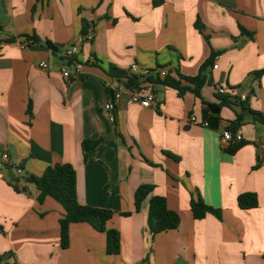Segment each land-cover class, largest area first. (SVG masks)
<instances>
[{
	"label": "crops",
	"instance_id": "crops-1",
	"mask_svg": "<svg viewBox=\"0 0 264 264\" xmlns=\"http://www.w3.org/2000/svg\"><path fill=\"white\" fill-rule=\"evenodd\" d=\"M88 34L74 57L78 77L64 79V51ZM212 54L199 97L153 76L138 79L151 106L126 104L131 64L165 69L183 87ZM217 87L234 92L231 104ZM119 88L111 121L103 105ZM254 114L264 117V0H0V155L22 169L0 170V264H264V124ZM237 116L242 145L228 153L239 143L221 135ZM98 139L85 160L81 142ZM55 164L73 166L80 205L112 212L118 254L107 255L105 234L86 223L71 224L60 247L64 210L38 202L33 181ZM140 185L153 190L136 212ZM244 193L256 208L238 207ZM153 195L178 214L175 230L150 234ZM192 196L221 219L194 220Z\"/></svg>",
	"mask_w": 264,
	"mask_h": 264
},
{
	"label": "trees",
	"instance_id": "trees-1",
	"mask_svg": "<svg viewBox=\"0 0 264 264\" xmlns=\"http://www.w3.org/2000/svg\"><path fill=\"white\" fill-rule=\"evenodd\" d=\"M198 26V22H196ZM33 43H37L38 39L32 38ZM46 46L56 53L57 49L49 41ZM214 54L206 60L198 74L193 77H181L187 85L181 86L180 80H175L166 76L162 79L157 77L156 83L165 87L177 90L180 94L183 91H189L195 96H200V90L206 82V69L211 65ZM154 80L147 78L143 83L150 84ZM130 88L138 89L141 83L138 82L137 77L128 79ZM142 89L147 90L145 87ZM148 91V90H147ZM222 105L231 104L228 97L220 96ZM255 119L264 124V117L260 114H254ZM240 116L228 127V130L235 131L240 124ZM102 139L98 140H83L81 142V149L83 157L86 160L88 151L94 149ZM242 143L233 144L228 147V153H234ZM36 189L39 191L37 201L41 202L44 198L49 197L56 201L64 210L62 217L59 219V238L60 247L66 249L69 243L68 230L71 224L86 223L90 225L95 231L104 233L106 238L105 252L107 255H116L120 251L119 233L115 229L106 228L107 222L112 218L113 214L110 210L93 208L89 206L80 205L76 198V174L72 165L70 164H55L44 169L42 175L33 179ZM153 187L151 185H140L134 193V208L138 212L141 208L142 202L148 198L152 193ZM237 205L240 209L249 210L254 209L258 205L256 195L251 193H244L237 197ZM189 208L194 220H201L206 215H212L216 219H221L219 209L212 208L206 205L200 196L191 197L189 201ZM128 216V213L122 214ZM180 223L179 216L176 212L169 210L166 201L160 196H151L148 201L147 212V227L151 235L160 234L163 232L175 230Z\"/></svg>",
	"mask_w": 264,
	"mask_h": 264
},
{
	"label": "built area",
	"instance_id": "built-area-1",
	"mask_svg": "<svg viewBox=\"0 0 264 264\" xmlns=\"http://www.w3.org/2000/svg\"><path fill=\"white\" fill-rule=\"evenodd\" d=\"M91 34H88L86 36H78L76 37L71 44L66 48V50L63 53L64 58L68 61V65L62 66L60 68V73L64 79H71L72 77L77 78L78 74L80 73V64L75 60V55L78 53V49L82 46V44L85 41H89L91 39ZM38 66L41 69H46L47 64L44 62H40ZM69 66V67H68ZM217 66L214 65L213 68H216ZM73 69L74 75H72ZM128 74L131 77H137L138 79H147V78H152L153 76L159 77V78H164L168 76V71L165 69H149L145 66H140L136 63H133L129 66L128 68ZM143 87H139L138 89L136 88H130L129 91L127 92V97H126V104L127 105H139L142 108H148L151 106L152 102L154 101V95L145 89H142ZM216 91L218 94L223 95V96H229V97H234V92L233 91H227L226 89L222 87H217ZM123 95V89L119 88L117 91L113 93L112 99L104 103L103 109L105 112L108 113L109 118L111 121L114 120V115L113 112L115 110L116 105L118 104L121 96ZM246 99V94H240L239 95V100L245 101ZM196 119L194 117L190 118V122L195 123ZM200 125L207 127L208 124L206 122H202ZM242 141V134L241 131L236 129L235 131L231 130H224L221 135V142L223 144H229V143H239ZM5 167H10L13 169V171L16 174L21 175L22 174V169L19 167H15L10 163L9 156L7 153H2L0 155V170L5 168Z\"/></svg>",
	"mask_w": 264,
	"mask_h": 264
},
{
	"label": "water",
	"instance_id": "water-1",
	"mask_svg": "<svg viewBox=\"0 0 264 264\" xmlns=\"http://www.w3.org/2000/svg\"><path fill=\"white\" fill-rule=\"evenodd\" d=\"M208 108L212 111H214L215 113L218 111L217 108L214 105H208ZM26 182L32 183V180H26Z\"/></svg>",
	"mask_w": 264,
	"mask_h": 264
}]
</instances>
